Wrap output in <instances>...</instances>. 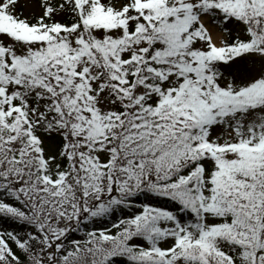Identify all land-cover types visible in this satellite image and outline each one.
Returning <instances> with one entry per match:
<instances>
[{
	"label": "snow or ice",
	"instance_id": "1",
	"mask_svg": "<svg viewBox=\"0 0 264 264\" xmlns=\"http://www.w3.org/2000/svg\"><path fill=\"white\" fill-rule=\"evenodd\" d=\"M20 5L0 264H264V0Z\"/></svg>",
	"mask_w": 264,
	"mask_h": 264
},
{
	"label": "rangeland",
	"instance_id": "2",
	"mask_svg": "<svg viewBox=\"0 0 264 264\" xmlns=\"http://www.w3.org/2000/svg\"><path fill=\"white\" fill-rule=\"evenodd\" d=\"M18 13H22L23 15H28V11L24 8V0H21V5L20 7L17 9Z\"/></svg>",
	"mask_w": 264,
	"mask_h": 264
},
{
	"label": "trees",
	"instance_id": "3",
	"mask_svg": "<svg viewBox=\"0 0 264 264\" xmlns=\"http://www.w3.org/2000/svg\"><path fill=\"white\" fill-rule=\"evenodd\" d=\"M161 204H163V202H161ZM74 238H81L79 233L74 234Z\"/></svg>",
	"mask_w": 264,
	"mask_h": 264
}]
</instances>
